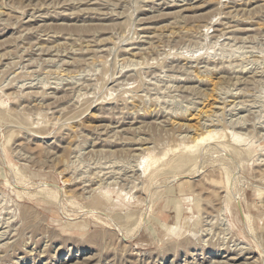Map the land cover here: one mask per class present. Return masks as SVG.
<instances>
[{
    "label": "rangeland",
    "instance_id": "1",
    "mask_svg": "<svg viewBox=\"0 0 264 264\" xmlns=\"http://www.w3.org/2000/svg\"><path fill=\"white\" fill-rule=\"evenodd\" d=\"M0 264H264V0H0Z\"/></svg>",
    "mask_w": 264,
    "mask_h": 264
},
{
    "label": "bare ground",
    "instance_id": "2",
    "mask_svg": "<svg viewBox=\"0 0 264 264\" xmlns=\"http://www.w3.org/2000/svg\"><path fill=\"white\" fill-rule=\"evenodd\" d=\"M168 3V2H167ZM92 10V9H91ZM131 40V39H130ZM243 54H244V52H243ZM128 61V60H127ZM243 61V60H242ZM94 62V61H93ZM228 62V61H227ZM233 63V62H232ZM238 64V63H237ZM234 65H235V63H234ZM242 65V64H241ZM230 68V67H229ZM236 69V68H235ZM242 69V68H241ZM213 70V69H212ZM258 71V70H257ZM196 76V75H195ZM262 79V78H261ZM127 84V83H126ZM242 91V90H241ZM228 92V91H227ZM231 93V92H230ZM231 96V95H230ZM235 96V95H234ZM224 101V100H223ZM194 102V101H193ZM147 104V103H146ZM183 105V104H182ZM181 107V106H180ZM237 108V107H236ZM139 109V108H138ZM221 109V108H220ZM244 109V108H243ZM135 110V109H134ZM140 111V110H139ZM163 111V110H162ZM192 111H194V110H192ZM209 111V110H208ZM207 111V112H208ZM166 112H167V110H166ZM198 112V111H197ZM49 113V112H48ZM217 114V113H216ZM171 115V114H170ZM183 115V114H182ZM201 115V114H200ZM174 116V115H173ZM255 122V121H254ZM215 123V122H214ZM208 124V123H207ZM210 124V123H209ZM163 127V126H162ZM194 129V128H193ZM242 129V128H241ZM204 130V129H203ZM197 135V134H196ZM196 137V136H195ZM246 137V136H245ZM178 142V141H177ZM147 149V148H146ZM142 150V149H141ZM102 165V164H101ZM136 165V164H135ZM90 167V166H89ZM126 167V166H125ZM120 169V168H119ZM136 170V169H135ZM131 171V170H130ZM94 172V171H93ZM112 175V174H111ZM87 176V175H86ZM108 176V175H107ZM139 178V177H138ZM83 182V181H82ZM84 183H86L85 182V180H84ZM110 183V182H109ZM88 184V183H87ZM41 186H42V184H41ZM105 186H108V185H105ZM101 189V188H100ZM124 191V190H123ZM123 191H122V193H123ZM121 193V192H120ZM121 193V194H122ZM130 193V192H129ZM119 194V193H118ZM128 195V194H127ZM86 198V197H85ZM130 198V197H129ZM134 198V197H133ZM139 199V198H138ZM135 200V199H134ZM6 231V230H5Z\"/></svg>",
    "mask_w": 264,
    "mask_h": 264
}]
</instances>
